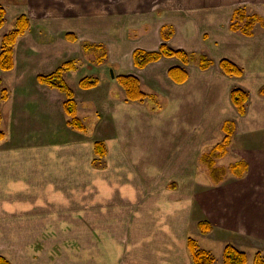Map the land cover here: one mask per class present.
I'll return each mask as SVG.
<instances>
[{
	"label": "crops",
	"instance_id": "obj_1",
	"mask_svg": "<svg viewBox=\"0 0 264 264\" xmlns=\"http://www.w3.org/2000/svg\"><path fill=\"white\" fill-rule=\"evenodd\" d=\"M0 6L7 21L25 15L30 22L7 71L12 91L5 88L8 98L0 104L5 135L0 142V243L26 250L24 244H74L56 261L60 264H192L187 240H201L188 233L192 195L187 179L198 160L197 138L180 130L196 129L197 112L190 95L181 104L186 96L181 91L206 78L215 66L212 56L230 60L246 75L264 71V29L251 37L229 29L238 7L264 19V0H0ZM166 29L171 30L164 41ZM68 33L77 41H68ZM163 42L174 50L198 51L213 65L194 71L173 57L142 69L133 65L135 49L157 51ZM83 43L102 45L104 61L90 66ZM69 61L76 69L64 74L65 81L86 68L88 76L111 72L109 81L99 79L95 88H70L76 116L79 102L97 116L91 134L70 127L64 95L37 80ZM172 67L186 71V82L169 78ZM121 75L137 78L142 91L148 86L155 95L180 101L177 114L187 117L179 133H166L165 124L127 122V111L159 113L111 93V83ZM120 117L125 125L118 123ZM94 141L106 148L98 160ZM166 146L174 147L176 159H169ZM4 253L14 264L12 254Z\"/></svg>",
	"mask_w": 264,
	"mask_h": 264
},
{
	"label": "rangeland",
	"instance_id": "obj_2",
	"mask_svg": "<svg viewBox=\"0 0 264 264\" xmlns=\"http://www.w3.org/2000/svg\"><path fill=\"white\" fill-rule=\"evenodd\" d=\"M244 12L246 16L254 15L245 8ZM14 20L7 21L5 18V23L0 28V43L2 37L13 29ZM261 20L255 24L253 33L264 29V19L261 18ZM170 30H167V33ZM189 53L195 57L187 65L190 66L191 70L197 69L195 67H197L200 52L192 51ZM90 54L89 65H97L94 54ZM211 59L215 61V66L206 72V78L201 76L202 78L197 79L194 89L187 86L181 91V94L186 93L181 104L184 102L187 104V97L190 95V102L195 105L197 112L195 117L196 129H193V126L190 132L186 127H182L180 130L181 134L190 135L191 140H194V137L197 138L195 141L197 147L195 158L198 160L193 162L192 178L187 179L192 195V209L188 216V233L192 236H199L201 241L196 243L200 249L210 254L214 259L213 264H223L222 256L226 244H230L238 251L245 253L246 264H253L254 257L264 255V97L258 95L259 88L264 85V71H260V73L254 71L256 75L249 71L248 75L243 73L239 78L226 76L229 78L227 81L225 78L218 77L221 75V70L218 68L220 60L217 61L215 56H212ZM88 70L86 68L79 74L68 77L66 83L69 88L77 90L78 81L85 77H94L98 81L99 79L109 81L111 76L108 69L102 73L94 72L92 76H88L90 75ZM0 80L1 87L6 88L10 93L12 91L11 82H9L10 72L0 70ZM111 84V93H114L118 99H125L119 84ZM232 88H240L248 93L246 112L243 116L237 113L227 97ZM143 91L149 97L139 103L159 114L152 115L144 109L141 113H137L136 110L127 111V122L145 125L165 124L168 127L166 133L170 135L179 133L178 128H181L179 125L187 117L181 113L177 114L181 106L180 101L155 95L148 86H145ZM188 92L190 93L188 94ZM124 102L126 101L124 100ZM79 106L77 118L82 121L87 133L91 134L97 116L93 109H82L85 106H83V102H79ZM2 108L5 113L7 105L2 104L1 110ZM117 120L121 125H125L121 117ZM225 121L228 123L227 130L222 129ZM220 144H225V150L219 158L214 159V166L225 169V175L221 183L215 184L208 174L207 167L202 164L199 157L202 154H208L213 147ZM166 148L170 150L169 159H176V154L173 152L174 147L166 146ZM241 161L245 162L247 166L241 177L226 171L229 166ZM167 165L171 166L172 164ZM181 187L185 188V185H181ZM202 221L210 225L209 233L203 234L198 229V223ZM24 246L27 247V250L23 246L17 249L18 244L0 243V256L4 257V252L12 254L14 264H60L56 261L61 262V255L64 258L68 248H72L74 244L58 242L37 244L35 245L37 247L28 244H24ZM26 251L29 255L32 253L31 256L27 255ZM44 251L49 252L44 253ZM49 254L51 257L48 256ZM33 255L34 258L36 256L37 258L33 259ZM73 256L75 258L72 260L76 262V255Z\"/></svg>",
	"mask_w": 264,
	"mask_h": 264
},
{
	"label": "trees",
	"instance_id": "obj_3",
	"mask_svg": "<svg viewBox=\"0 0 264 264\" xmlns=\"http://www.w3.org/2000/svg\"><path fill=\"white\" fill-rule=\"evenodd\" d=\"M5 9L0 6V28L5 23ZM262 21L258 15L246 16L243 7H238L233 11L229 29L232 32H240L243 36L251 37L253 35V28L256 23ZM30 29L29 19L25 15H18L14 20L13 29L4 35L0 43V70L10 71L13 68V49L16 44V41L19 37L24 35ZM167 29L164 30L163 36L164 41L168 39ZM66 39L70 42L77 41L76 37L68 33L65 35ZM82 50L86 53H92L95 56L97 64H101L106 57V50L102 45L99 44H90L83 43ZM163 57H173L178 59L182 64L187 65L194 59L195 56L188 54L183 50H174L167 46L163 42L157 51H144L141 49H135L132 53L133 65L136 68L142 69L152 62H156ZM197 58V57H196ZM213 65V62L204 55L198 57L197 66L200 70L205 71L210 66ZM218 66L221 72L228 77L239 78L243 75V70L238 67L236 64L227 59H222L219 61ZM76 69V64L72 61L64 62L53 72L46 75H39L37 80L40 84L46 85L52 89L57 90L58 92L64 95L63 109L68 118L67 124L73 129L82 132L85 130L83 123L76 116V102L74 100V94L72 90L67 85L64 74ZM169 78L176 84H182L186 82L188 75L186 71L179 67H172L168 70ZM116 81L124 92V97L126 102H142L149 97L145 92L140 88V83L137 78L130 75H121L116 77ZM99 81L94 77H85L82 78L78 86L81 89H92L98 85ZM258 95L264 97V85L259 88ZM8 93L7 90L1 87L0 80V104L7 100ZM229 100L231 105L235 108L239 115H245L246 112V103L248 101V93L240 88H232L229 91ZM228 123L225 121L223 123L222 129L227 130ZM0 126H1V112H0ZM4 132L0 127V142L4 139ZM226 139V138H225ZM225 144H220L213 147L208 154H202L200 161L208 169V174L215 184L222 182L225 169L216 168L214 166V159L219 158L225 150ZM93 153L96 157V160L101 159L106 154V148L103 142L94 141L93 142ZM245 162H237L229 166V173L241 177L246 171ZM198 229L201 233H209L211 230L210 225L205 222L198 223ZM187 249L190 254L192 264H213L214 259L210 254L199 248L196 241L192 238H189L187 241ZM223 264H246V255L245 253L238 251L234 246L226 244L223 250L222 256ZM0 264H10L4 257L0 256ZM253 264H264V255H257L254 257Z\"/></svg>",
	"mask_w": 264,
	"mask_h": 264
}]
</instances>
